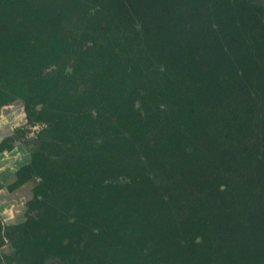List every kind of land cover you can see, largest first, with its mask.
<instances>
[{"label": "trees", "instance_id": "trees-1", "mask_svg": "<svg viewBox=\"0 0 264 264\" xmlns=\"http://www.w3.org/2000/svg\"><path fill=\"white\" fill-rule=\"evenodd\" d=\"M83 3L108 12L103 20H119L117 25L130 32L133 72L138 69L134 61L143 58L162 67L161 73L152 74L161 75L164 91H174L162 115L166 127L162 155L178 160L182 193L192 197L182 198L177 233L175 226H157L164 211L148 209V217L158 215L146 229L129 231L117 220L114 231L99 230L103 245L109 242L107 235H116L114 246H104V251L114 257V264H264V6L249 0ZM133 122H138L135 117ZM133 133V139L142 138V130ZM118 140H122L116 145L118 154L124 155L125 149L140 153L138 147L123 144L122 137ZM38 150L18 170V182L9 186L14 189L23 174L32 172L41 180L32 191L24 219L8 227L9 235H15L13 243L24 245L19 250L29 255L30 264L45 260L75 264L70 261L69 242L76 233L67 217L78 213L81 234L92 235L87 223L94 216L108 220L112 208L107 201L97 206L92 195L79 204L61 200L66 186L53 193V173L60 163H48L49 154ZM115 171L135 181L121 168ZM122 181L116 179L115 186H126ZM117 210L124 220L129 218L125 210ZM129 233L148 235L146 255L127 247ZM173 233L178 236L171 252L163 241ZM82 259L83 264H95L88 254Z\"/></svg>", "mask_w": 264, "mask_h": 264}, {"label": "flooded vegetation", "instance_id": "flooded-vegetation-1", "mask_svg": "<svg viewBox=\"0 0 264 264\" xmlns=\"http://www.w3.org/2000/svg\"><path fill=\"white\" fill-rule=\"evenodd\" d=\"M83 1L0 0V196L32 183L22 207L9 213L0 210V264H30L29 255L19 250L24 245L13 243L15 235H9L8 227L24 219L32 191L41 180L32 172L23 174L14 189L9 186L18 182V170L30 163L38 148L42 155L49 154L48 163L61 165L53 173V193L66 186L61 200L79 204L92 195L97 206L107 201L112 208L108 220L94 216L87 223L92 235L81 234L78 213L67 217L77 235L69 242L70 261L75 264L78 260L83 264L87 254L95 264H114L104 246H114L116 235H107L109 242L103 245L98 231H114L117 220L129 231L146 229L158 215L148 217V209L164 211L157 226H175L177 233L180 204L186 197L192 199L182 193L178 160L162 155L166 142L162 115L174 95L163 90L160 74H152L161 73L162 67L143 58L134 61L138 69L133 72L130 32L117 25L119 20H103L108 12L91 4L85 7ZM136 129L143 133L138 140L132 138ZM120 137L140 153L125 149L124 155L118 154ZM117 167L135 181L116 172ZM116 179L127 185L115 186ZM117 209L125 210L129 218L124 220ZM176 233L167 237L172 245L163 241L168 251L174 252ZM129 234L127 247L146 255L148 235Z\"/></svg>", "mask_w": 264, "mask_h": 264}, {"label": "rangeland", "instance_id": "rangeland-1", "mask_svg": "<svg viewBox=\"0 0 264 264\" xmlns=\"http://www.w3.org/2000/svg\"><path fill=\"white\" fill-rule=\"evenodd\" d=\"M31 186L32 183H29L13 193L0 196V210L5 209V212L9 213L11 211L10 209H14L15 212L16 207H22L28 198V190ZM9 217L10 214H8Z\"/></svg>", "mask_w": 264, "mask_h": 264}, {"label": "water", "instance_id": "water-1", "mask_svg": "<svg viewBox=\"0 0 264 264\" xmlns=\"http://www.w3.org/2000/svg\"><path fill=\"white\" fill-rule=\"evenodd\" d=\"M257 6H264V0H249Z\"/></svg>", "mask_w": 264, "mask_h": 264}]
</instances>
